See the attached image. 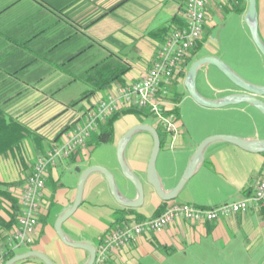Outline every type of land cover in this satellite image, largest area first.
Instances as JSON below:
<instances>
[{
	"label": "crops",
	"instance_id": "0c3cea01",
	"mask_svg": "<svg viewBox=\"0 0 264 264\" xmlns=\"http://www.w3.org/2000/svg\"><path fill=\"white\" fill-rule=\"evenodd\" d=\"M256 1L258 32L264 42V0ZM185 3L186 0H0V32L10 37L6 41L0 36V104L3 102L8 116L35 130L39 136L24 137L18 146L0 154V181H26L41 152L53 143L66 140L74 129H68L57 138L67 124L83 123L85 111L99 99L117 91L122 84L142 78L169 29L184 24ZM248 7V0L209 3L204 30L218 26L228 16H237L241 43H231L233 38L228 35L221 49L218 44L212 47L207 44L203 31L201 45L192 48L189 55L188 70L196 58L215 55L248 82L264 85V56L244 20ZM226 25L224 22L223 26ZM207 33L209 36L210 32ZM86 47L89 48L85 52L77 54ZM204 49L208 50L202 53ZM107 57L118 60L128 70L108 89L96 91L72 106L70 103L76 99L70 94L83 84L72 81V76L82 74L86 67ZM22 58L30 65L18 70ZM65 60L73 61L61 67ZM197 78L198 91L207 98L220 99L233 93L229 78L214 65L201 68ZM185 79L175 83L172 96L178 102L180 126L174 146L169 145L156 122H149L154 120L152 116L139 113L123 114L114 122L115 139L102 143L116 150L118 141L131 127L138 123L154 125L165 138L156 165L166 191L180 180L197 146L209 135L264 139V115L253 104L238 103L222 108L201 106L187 91ZM55 94H62L63 100ZM9 96L15 98L7 102ZM189 102L196 106L189 107ZM192 110L201 115L198 121L192 118ZM95 134L92 133L88 141L95 138ZM153 144L151 133L140 130L124 149L128 166L142 178L146 177ZM94 147L86 143L79 148L74 160L68 157L50 167L43 194L45 203L32 244L11 246L8 228L3 224L9 220L11 212L0 208V249L14 254L38 250L47 254L54 264L87 263L89 252L64 243L55 222L74 203L82 170L93 164L106 166L91 160L89 150ZM109 169L115 173L122 190L126 180L120 166L116 163ZM263 174L264 151L251 152L231 142L215 140L205 148L200 167L176 199L164 201L146 184L144 203L130 208L115 200L108 181L97 171L87 178L82 202L62 224L63 230L67 239L86 242L97 249L103 236L126 218L155 216L159 209L173 203L211 206L239 201L253 194ZM168 176L172 180L167 183ZM20 192L18 188L16 193ZM136 196L134 190L130 192V197ZM14 264L45 263L30 256ZM105 264H264V208L249 207L212 222L174 220L164 229L143 233L116 249Z\"/></svg>",
	"mask_w": 264,
	"mask_h": 264
},
{
	"label": "built area",
	"instance_id": "2783aa9c",
	"mask_svg": "<svg viewBox=\"0 0 264 264\" xmlns=\"http://www.w3.org/2000/svg\"><path fill=\"white\" fill-rule=\"evenodd\" d=\"M212 0H186L182 25L173 26L167 37L156 50L151 67L136 82L122 85L117 91L108 93L99 99L93 107L85 111V120L70 131L66 140L53 145L39 155L33 164V172L19 194L21 208L17 222L8 238L11 246L28 245L34 242L41 208L45 203L43 197L46 179L50 167L58 161L67 159L84 146L93 132L113 113L125 108H141L161 127L168 143L174 146L180 133L178 102L172 99L175 83L185 78L189 64L186 63L192 48L202 39ZM228 1V0H223ZM249 207L264 208V174L257 182L252 195L239 201L211 206H199L191 203H173L155 216L138 219L126 218L120 225L106 233L96 249L94 264H105L116 249L136 240L143 233H155L178 219L194 222H212L222 217L240 213ZM6 262V255L0 249V264Z\"/></svg>",
	"mask_w": 264,
	"mask_h": 264
},
{
	"label": "water",
	"instance_id": "95a60500",
	"mask_svg": "<svg viewBox=\"0 0 264 264\" xmlns=\"http://www.w3.org/2000/svg\"><path fill=\"white\" fill-rule=\"evenodd\" d=\"M248 10L244 16V20L250 28V33L252 34L253 40L257 48H259L261 54L264 56V42L261 39L260 33L258 32V5L256 0H248ZM207 65L216 66L232 83V88L230 91L233 93L226 94L222 98H207L197 88V76L201 68ZM185 86L187 91L190 93L192 99H194L198 104L205 107L222 108L228 105H236L238 103L253 104L263 115H264V85L255 84L253 82H248L242 76H240L236 71H234L227 63H225L221 58L215 55H206L196 58L192 61L191 66L185 77ZM140 130H145L151 133L154 137V144L152 148V154L150 156L148 167L146 170V177L142 178L135 174L130 166H128L125 160V146L131 140L132 136ZM215 140H225L231 142L237 146H240L248 151H264V139L259 138H246L242 136H235L231 134H214L209 135L197 146L195 154L189 161V164L183 171L180 180L168 191L165 190L163 181L160 179L157 171L156 159L160 153L161 149V136L157 128L154 125L147 123H138L128 129L117 144V161L121 169V174L126 180L122 187V190L118 187V182L116 180L115 173L107 168L106 166L100 164H93L87 166L84 170L78 168L81 172L79 178V184L76 193V199L74 203L65 211L55 222V229L64 243L69 246L87 250L89 252V259L86 264H94L96 259V248L88 243L77 242L67 239L63 230V223L70 218V216L76 211L83 199V189L87 178L97 171L102 173L105 179L108 181L110 193L113 194L115 200L123 207L138 208L140 207L147 196L146 184H149L155 193L164 200L176 199L184 185L191 179L195 174L196 170L200 167L201 161L203 159V154L205 148L209 143ZM167 183L172 180L171 176L167 177ZM135 191L137 196L135 198L130 197V192ZM30 256H35L39 258L45 264H54L53 260L45 253L38 250H28V252L17 253L4 264H14L17 261L27 259Z\"/></svg>",
	"mask_w": 264,
	"mask_h": 264
},
{
	"label": "trees",
	"instance_id": "16d2710c",
	"mask_svg": "<svg viewBox=\"0 0 264 264\" xmlns=\"http://www.w3.org/2000/svg\"><path fill=\"white\" fill-rule=\"evenodd\" d=\"M0 36H2L6 41L10 38L9 35L4 33L3 31L0 32ZM200 45L201 42L199 40L193 48H197ZM88 48L89 47L82 49L77 54L85 52ZM3 52V55L5 56V50H3ZM22 60L23 61L21 62L18 70L25 69L30 65L24 58H22ZM188 60L189 57L186 61L187 64H189ZM72 61L73 60H65L64 62H61L60 65L61 67H65ZM86 68L87 69L82 74L80 73L78 76H72V81H81L87 87L86 90L83 91L80 99L73 100L70 103L72 106L78 104L82 99L89 97L96 91L108 89L114 82H118L119 79H121L122 75L128 70V67L122 63H119L118 60L112 58L109 59L108 57L101 59V61L99 62H94L92 65H89ZM14 98L15 96H9L8 98H6V100L8 102L9 100H13ZM4 107L5 106L2 102L0 104V154L6 153V151L8 149H11V147L13 146H18L21 142H23L22 140L24 139V137H28L31 135H33L35 138L39 137L36 134L35 130H32L25 124L23 125L18 120L14 119L11 115L8 116V114L4 111ZM126 113H139L147 115L146 111L141 108H125L121 111H117L109 116V118L104 122L100 123V126L95 131V138H92L87 143L96 147L99 144L110 143L111 141H113L115 139L114 122ZM77 124L78 122H75L74 124H67V126L57 134V138H59L63 133L67 132L68 129L75 128ZM159 135L161 136L162 134L159 132ZM164 143L165 138L164 136H161V147ZM77 152L78 151L70 156L71 160L75 159ZM24 185L25 184L23 182L9 183L0 181V208H7L11 212L9 220L3 223L8 228V237L11 235V232L15 227L14 225L17 222V216L21 208V199L19 198V194L16 193V190H18V188H22ZM164 209L165 208L159 209L156 214L160 213ZM5 255L6 260H8L14 256V253H12L11 251H5Z\"/></svg>",
	"mask_w": 264,
	"mask_h": 264
},
{
	"label": "rangeland",
	"instance_id": "374dc122",
	"mask_svg": "<svg viewBox=\"0 0 264 264\" xmlns=\"http://www.w3.org/2000/svg\"><path fill=\"white\" fill-rule=\"evenodd\" d=\"M6 18H4V19H6ZM215 21H217V20H215ZM219 21H221V20L219 19ZM219 21H217V23ZM224 22L227 24L226 26H223ZM224 22L220 23L218 26L215 25V27H212L210 30H209V27L204 30V35L206 36V40H207L208 45H210L212 47L213 46L217 47V44H218V48L220 47L219 49H221L222 41H224V38L228 35H229V37L233 38L231 43H234V42H235V44H236V42H238V44L241 43L242 37H241V34L238 33L241 30L240 29V21L238 20L237 16H235V17L234 16L233 17L228 16V18ZM207 32H210L209 36H207V34H208ZM1 38H3V37L1 36ZM207 50L208 49L202 50V53H205ZM224 58H227V56H224ZM84 87H86V85L84 83L79 84L77 89H75V90L73 89L74 91H72V93L70 94V97H72L73 99L80 98L83 91H84V90H82ZM55 97L60 98L61 100H63V98H64L62 94H57V95L55 94ZM192 105L193 104L191 102H189V105H188L189 107L194 108L196 106V105H194V106H192ZM77 109L79 110V107ZM199 110H201V109H199ZM190 113L192 115V118L195 119V121L196 120L198 121L201 118V115L199 113L194 112L193 110ZM153 121L155 122V120H152L149 122L152 123ZM79 125L80 124H77L76 127ZM89 154H90L92 161H95V162L97 161V162H100L102 164H105L106 167L108 166L107 168H111L112 165H115L116 163H118L117 152L112 145H105V144L97 145L96 147L91 148L89 150ZM23 183L26 184V181H24ZM23 187L21 188V190L23 189Z\"/></svg>",
	"mask_w": 264,
	"mask_h": 264
}]
</instances>
